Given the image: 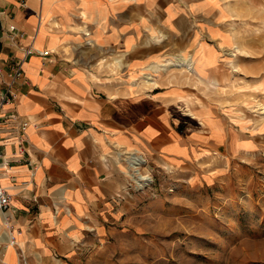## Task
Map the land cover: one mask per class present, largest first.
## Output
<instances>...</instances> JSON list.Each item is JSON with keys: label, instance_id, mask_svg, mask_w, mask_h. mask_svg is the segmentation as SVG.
<instances>
[{"label": "crops", "instance_id": "obj_1", "mask_svg": "<svg viewBox=\"0 0 264 264\" xmlns=\"http://www.w3.org/2000/svg\"><path fill=\"white\" fill-rule=\"evenodd\" d=\"M263 2L0 0V90L11 83L17 92L3 111L29 121L25 131L2 124L0 152L12 165L1 176L11 206L0 231H12L15 248L1 241L0 258L9 251L6 264H73L124 214L128 179L118 158L127 165L137 152L186 163L223 142L228 128L214 109L221 133L185 114L183 86L138 82L169 68L159 59L197 48L207 62L203 82L213 78L222 49L240 40L239 8ZM17 62L24 72L14 78Z\"/></svg>", "mask_w": 264, "mask_h": 264}, {"label": "rangeland", "instance_id": "obj_2", "mask_svg": "<svg viewBox=\"0 0 264 264\" xmlns=\"http://www.w3.org/2000/svg\"><path fill=\"white\" fill-rule=\"evenodd\" d=\"M239 10L233 29L240 40L222 49L224 63L213 78L203 82L207 62L197 48L198 53H182L194 60L195 72L169 64L156 76L157 84L142 75L146 82H138L147 89L183 86L180 105L189 119L204 129L207 123L208 134L209 126L221 133L214 109L229 134L186 163L146 158L144 185L126 172L129 162L118 158L128 179L121 191L124 214L108 236L86 244L73 264H264V108L259 105L264 104V5ZM211 61L208 57V65ZM202 104L208 113L196 110Z\"/></svg>", "mask_w": 264, "mask_h": 264}, {"label": "built area", "instance_id": "obj_3", "mask_svg": "<svg viewBox=\"0 0 264 264\" xmlns=\"http://www.w3.org/2000/svg\"><path fill=\"white\" fill-rule=\"evenodd\" d=\"M32 51H30L31 53ZM39 53L42 55H47L49 52L47 50H39ZM24 69L22 62H17L13 67L12 75L14 78L21 77L23 75ZM17 97V92L12 86L11 83L0 90V139L2 124H7L10 121L16 123V126L21 130L25 131L29 125V121L26 119L20 118V116L15 111H3V106L6 102H9ZM5 127V126H4ZM12 165V160L6 154L0 152V211L4 213L7 219V211L11 206V194L7 187L2 183L1 176L8 170ZM146 180V179H145Z\"/></svg>", "mask_w": 264, "mask_h": 264}, {"label": "bare ground", "instance_id": "obj_4", "mask_svg": "<svg viewBox=\"0 0 264 264\" xmlns=\"http://www.w3.org/2000/svg\"><path fill=\"white\" fill-rule=\"evenodd\" d=\"M235 54L237 55L236 52H235ZM168 61L169 62L166 61V62H163V63L165 65L173 64L174 66L176 65V66H179L181 68L184 67L187 70H189L190 72H195L196 71V67L194 65L195 62H194V60L191 57L182 55L181 57L176 58L175 61H172V60L171 61L168 60ZM144 77H145L146 81H148L149 83H152V84H157L158 83L157 79H156V77H155V75L153 73L146 72ZM259 105H260L261 108H264V104L263 103L259 102ZM190 114H192V116H196V113L193 112L192 110H191ZM119 160H120V158H119ZM146 160L147 159H146L145 156H142V155L138 154L137 152H132V153H130L128 155V160L127 161L129 162V164H128L129 166H127V171L126 172L130 176H132L141 185H144L145 179L148 180V178H149V176L147 174H144L142 172V166H143V164L145 163ZM2 217L0 215L1 227L7 221L6 218L2 219ZM15 236H16V234H15ZM1 241H7L6 248L10 247L11 245H14L15 241H14V239L12 237V231L9 230V229H3L2 231H0V242ZM1 247H2V245L0 243V248Z\"/></svg>", "mask_w": 264, "mask_h": 264}]
</instances>
